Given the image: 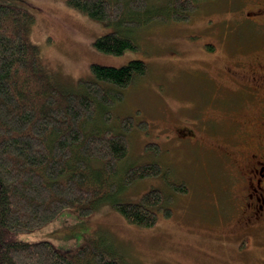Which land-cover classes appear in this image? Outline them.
<instances>
[{"label":"rangeland","instance_id":"374dc122","mask_svg":"<svg viewBox=\"0 0 264 264\" xmlns=\"http://www.w3.org/2000/svg\"><path fill=\"white\" fill-rule=\"evenodd\" d=\"M0 3L34 14L29 40L40 49L41 69L62 90L91 78L92 64L144 60L146 74L125 89L112 119L116 124L127 115L135 119L129 159L157 160L171 172L138 179L115 193L118 200L138 201L147 190L161 189L171 214L159 211L153 226L129 222L109 199L86 216L65 208L18 238L49 240L72 252L86 243L102 246L120 264H264V219L260 223L259 211L246 207L253 147L258 139L264 143L263 119L252 125V113L244 111L236 116L242 126L234 124L229 111L244 100L237 95L226 93L224 115L214 107L215 93L221 98L223 92L216 78L225 89L236 85L224 71L228 57L238 52L240 36L259 32L245 15L264 7V0H204L189 20L140 28L135 34L139 47L122 54L96 48V39L113 27L77 11L67 0ZM156 143L159 151L148 150ZM175 179L186 183L185 191L172 188Z\"/></svg>","mask_w":264,"mask_h":264},{"label":"trees","instance_id":"16d2710c","mask_svg":"<svg viewBox=\"0 0 264 264\" xmlns=\"http://www.w3.org/2000/svg\"><path fill=\"white\" fill-rule=\"evenodd\" d=\"M67 1L113 27L96 39V48L122 54L139 47L140 28L189 20L204 0ZM34 23L27 9L0 3V264H120L102 246L86 243L72 252L18 235L65 208L86 216L109 199L129 222L147 227L157 223L159 211L171 214L157 187L138 201L114 198L138 179L171 173L160 161L129 159L135 119L127 115L117 124L112 119L125 89L146 74L148 65L141 59L121 66L95 63L91 78L62 90L41 69L40 49L29 40ZM151 148L159 151L160 145ZM170 184L186 189L179 179Z\"/></svg>","mask_w":264,"mask_h":264},{"label":"flooded vegetation","instance_id":"af4514ba","mask_svg":"<svg viewBox=\"0 0 264 264\" xmlns=\"http://www.w3.org/2000/svg\"><path fill=\"white\" fill-rule=\"evenodd\" d=\"M262 9H264V7L258 8L256 12H250V14L247 13L245 15V18L253 22V25L257 27L254 28V30L258 29L259 32H254L251 37L242 34L240 36L241 43L238 52L228 57L231 61L228 62L230 65L224 73L232 77L233 80L231 82L236 85L234 86L231 84V86L225 89L222 83L223 81L220 82L216 78L218 83L217 86L222 88L223 92L221 98L215 93V97L218 98V100H216L215 106H213H219L223 115L226 93L231 97L237 95L244 99L242 102L240 101L238 103L239 106H234L233 109L229 111V113L233 115L232 119L234 121L232 122L239 126H242V123L238 121L239 119L236 118V116L240 113H244V111L252 113L255 122V124L253 122L252 125L259 126L258 119L260 118L263 119L260 122L264 124V39L261 37V35H264V15L260 18V16L264 14H261ZM256 41H258V44H255ZM260 41H262V43H260ZM250 43H252V45H249ZM252 57L256 59L257 62H253ZM261 57L262 59H260ZM248 66L250 67L249 69ZM245 69H248L249 73H244ZM241 74L247 75H244V78L238 77L242 76ZM211 103L213 104V101H211ZM253 129H256L255 126H253ZM253 148L252 159L255 161L250 167L251 176L248 177V183L246 182L248 188V193L246 194V207L259 211L257 214L258 216H262L259 221L261 223L262 218L264 219V143L261 142V139H258Z\"/></svg>","mask_w":264,"mask_h":264},{"label":"bare ground","instance_id":"6f19581e","mask_svg":"<svg viewBox=\"0 0 264 264\" xmlns=\"http://www.w3.org/2000/svg\"><path fill=\"white\" fill-rule=\"evenodd\" d=\"M200 4V3H199Z\"/></svg>","mask_w":264,"mask_h":264}]
</instances>
